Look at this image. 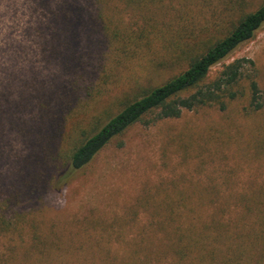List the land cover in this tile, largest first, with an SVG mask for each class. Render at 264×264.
Segmentation results:
<instances>
[{"label": "rangeland", "instance_id": "374dc122", "mask_svg": "<svg viewBox=\"0 0 264 264\" xmlns=\"http://www.w3.org/2000/svg\"><path fill=\"white\" fill-rule=\"evenodd\" d=\"M262 1L0 0V200L26 190L2 207L24 214L0 231L2 264H176L163 227L212 216L239 244L255 217L236 224L237 195L264 193V105L252 111L246 97L135 123L68 177L43 158L184 70ZM235 58L254 62L264 98V23L210 76Z\"/></svg>", "mask_w": 264, "mask_h": 264}, {"label": "trees", "instance_id": "16d2710c", "mask_svg": "<svg viewBox=\"0 0 264 264\" xmlns=\"http://www.w3.org/2000/svg\"><path fill=\"white\" fill-rule=\"evenodd\" d=\"M61 6L58 10L62 15L59 16L62 26L67 25L66 19H69L70 14L66 5ZM96 14L101 19V10H97ZM263 23L264 0L254 11L238 17L227 33L207 45L202 52L192 53L193 56L186 68L177 75L160 85L150 87L100 127L81 130L80 138L73 145L67 141V149L64 151L57 150L51 155H45L43 158L47 161L45 165L50 167L51 172L64 170L68 177L89 164L104 146L129 126L135 123L149 125L158 120L177 118L184 110L208 106L225 110L232 101L242 97L247 98V107L252 111L261 109L264 98L255 79V64L252 60L235 58L222 64L214 75L210 76V71L238 45L252 39ZM61 101L67 102V99L63 98ZM67 139L68 136L65 137V142ZM24 193L26 190L18 189L5 200H0V231L17 227L16 222L21 220L24 214L16 211L15 216H7L5 211L12 199H23ZM237 198L243 205V214L236 219V224L252 215L255 217V222L249 224L248 230L235 233L239 244H231L233 236L225 230L227 224L212 216L209 227L205 225L199 228L193 223L198 221L195 218L185 226L178 225L173 228L164 226L166 240L161 247L165 249L164 251L177 255L179 261L176 264H187L188 261V264H192L191 261L195 259L198 260V264L205 260L214 263L217 254L222 257L217 264H264V193H242L237 195ZM3 206H6V209H3ZM258 223L261 230L256 229ZM209 230L215 232L214 236L208 234ZM153 246L149 244V249L146 248L144 254H155ZM136 247L138 251L134 254H140L139 251L144 249L139 244ZM195 251L200 254L198 258L193 255ZM1 255L0 264L3 261ZM30 255L33 254H22L24 257H31Z\"/></svg>", "mask_w": 264, "mask_h": 264}]
</instances>
